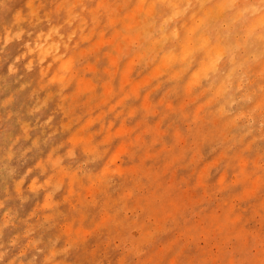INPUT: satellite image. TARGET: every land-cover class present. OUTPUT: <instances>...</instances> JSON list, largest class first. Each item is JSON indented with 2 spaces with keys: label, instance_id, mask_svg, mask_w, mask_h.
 Here are the masks:
<instances>
[{
  "label": "clouds",
  "instance_id": "9594fccd",
  "mask_svg": "<svg viewBox=\"0 0 264 264\" xmlns=\"http://www.w3.org/2000/svg\"><path fill=\"white\" fill-rule=\"evenodd\" d=\"M0 264H264V0H0Z\"/></svg>",
  "mask_w": 264,
  "mask_h": 264
}]
</instances>
